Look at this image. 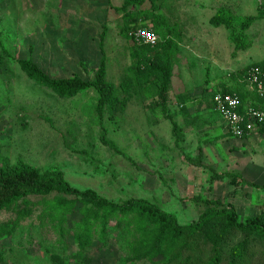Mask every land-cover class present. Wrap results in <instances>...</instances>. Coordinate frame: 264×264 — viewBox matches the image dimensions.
Masks as SVG:
<instances>
[{"label": "rangeland", "instance_id": "rangeland-1", "mask_svg": "<svg viewBox=\"0 0 264 264\" xmlns=\"http://www.w3.org/2000/svg\"><path fill=\"white\" fill-rule=\"evenodd\" d=\"M139 1L0 0V168L34 167L115 203L145 200L182 226L198 221L206 201L232 205L240 221L264 217V128L234 137L212 103L220 90L236 92L247 105L259 103L246 76L254 66L264 73V19L246 32L250 46L244 50L229 40L239 33L238 21L230 28L210 23L221 10L236 19L256 15L264 0ZM157 14L173 29L164 101L149 63L165 56L158 46L133 45L129 36L144 27L160 39ZM103 56L104 79L116 92L102 116L95 91L62 98L24 69L31 60L52 79L89 81ZM55 199L77 209L66 216L63 244L50 224L38 222ZM83 208L79 198L61 194L13 204L0 216V264L181 261L184 241L161 240L159 228L143 222L125 231L115 216L107 242L94 241L79 257L72 230ZM240 240L237 235L228 246ZM204 243L199 236L197 244ZM252 253L264 263V243Z\"/></svg>", "mask_w": 264, "mask_h": 264}, {"label": "trees", "instance_id": "trees-1", "mask_svg": "<svg viewBox=\"0 0 264 264\" xmlns=\"http://www.w3.org/2000/svg\"><path fill=\"white\" fill-rule=\"evenodd\" d=\"M139 3L141 0L137 5ZM258 19H264V5L262 3H260L256 15L236 19L221 10L210 19V23L213 26L224 25L230 28L235 21H238L239 33L233 31L229 35V40L237 49L244 50L250 46L246 32ZM154 25L161 32L160 39L158 37V42L154 46L161 49L165 59L161 56L155 57L149 63V69L158 78L160 83L158 95L164 101L171 71L173 29L164 16L160 14L155 16ZM141 47L150 48L153 46L143 45ZM258 68L261 70L260 67ZM24 69L37 85L51 89L62 98L88 90L95 91L99 97L97 105L99 116H102L105 106L116 92V89L104 79L106 72L105 56L101 58L95 78L89 81L83 80L79 76L61 80L52 79L31 60L24 63ZM261 72L263 73L262 70ZM250 91L257 97L258 104L247 105L241 96L233 91L220 90L216 92L237 94L241 101V107L264 108L263 101L254 91ZM101 140L103 144L109 146L104 134L101 135ZM52 194L77 197L83 204L81 218L72 230L79 246L77 255L81 258L86 257V251L94 241L103 244L107 242L109 218L115 216L123 222L125 231H128L132 225H141L140 222H143L159 228L161 240L164 239L172 243L180 239L184 241L179 264H264L261 260L254 261L252 253L254 246L264 243V217L261 215L247 217L240 221L238 213L232 205H223L220 201H206L208 207L198 221L182 226L174 215L145 200L129 199L115 203L91 190L74 188L58 175L45 176L34 167L20 164L14 168H0V216L13 204H17L27 197H43ZM47 205L38 222L42 225L50 224L57 234L58 244H63L69 231L66 216L77 212L76 205L66 199L48 201ZM201 235L205 236L207 243L198 245L197 238ZM237 235L241 236V240L229 247L228 245H231L230 242Z\"/></svg>", "mask_w": 264, "mask_h": 264}, {"label": "built area", "instance_id": "built-area-1", "mask_svg": "<svg viewBox=\"0 0 264 264\" xmlns=\"http://www.w3.org/2000/svg\"><path fill=\"white\" fill-rule=\"evenodd\" d=\"M133 45L154 46L158 42L157 34L148 28L137 27L130 32ZM250 90L254 91L264 103V74L258 67L251 68L246 77ZM214 109L226 123V128L234 137L242 138L258 128H264V108L241 107V101L235 93L213 94Z\"/></svg>", "mask_w": 264, "mask_h": 264}]
</instances>
